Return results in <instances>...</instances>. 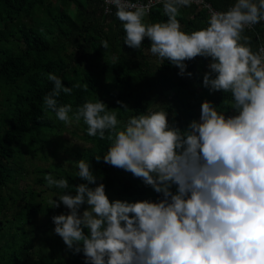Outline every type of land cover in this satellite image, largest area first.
Instances as JSON below:
<instances>
[{"label":"clouds","instance_id":"obj_1","mask_svg":"<svg viewBox=\"0 0 264 264\" xmlns=\"http://www.w3.org/2000/svg\"><path fill=\"white\" fill-rule=\"evenodd\" d=\"M157 2L167 20L145 24L152 0H105L116 8L125 45L140 49L148 38L150 54L178 68L180 77L193 76L186 61L207 59L202 87L231 99L219 107L205 99L199 119L184 129L176 113L169 122L167 105L121 121V109L133 111L119 100L117 109L98 99L75 111L71 104L58 106L56 97L71 95L73 87L49 73L46 109L65 125L83 121L88 137L110 141L96 162L131 173L160 196L155 202L110 200L90 162L68 161L83 181L73 186L75 195L66 191L67 179L44 177L48 188L65 190L49 201L50 208L68 210L52 216L54 234L73 254L82 253L84 264H264V45L253 51L243 35L264 21V0H236L192 32L183 31L177 17L181 8L203 0ZM101 45L109 47L107 41ZM118 59L112 57L113 65ZM225 105L231 114L221 110Z\"/></svg>","mask_w":264,"mask_h":264},{"label":"trees","instance_id":"obj_2","mask_svg":"<svg viewBox=\"0 0 264 264\" xmlns=\"http://www.w3.org/2000/svg\"><path fill=\"white\" fill-rule=\"evenodd\" d=\"M72 1L0 0V264H84L82 253L67 250L65 254L62 246L56 248L63 241L54 234L51 218L67 214L68 210L63 205L59 209L50 208L49 201L65 190L48 188L44 179L48 174L55 179H67L66 191L75 195L73 186L83 183L76 176V165L70 163L69 169L50 164L35 166L32 184L22 189L16 186L19 176L29 173L22 154L27 152L47 161L64 126L44 105V96L53 88L47 79L49 73L59 76L64 87H73L71 95L61 92L56 97L58 106L71 104L75 111L86 100L98 99L109 109H117L119 100L133 111L124 113L121 109L118 113L121 121L154 109V104L167 105L169 122H173L176 113L175 122L184 129L192 120L199 119L200 105L205 99L217 107L225 98L231 99L229 94H209L202 87L207 59L186 61L187 71L193 76L180 77L178 68L153 59L148 51L151 43L148 38L140 49L125 45V33L116 10L104 15L102 0H79L71 8ZM206 1L221 12L236 2ZM177 19L185 32L207 26L204 12L192 6L181 8ZM166 20L163 6H158L143 22ZM243 35L250 38L256 51L255 34L245 30ZM101 41H107L109 47L103 49ZM113 56L119 57L115 65ZM221 110L231 114L227 105ZM76 124L81 127V139L89 147L72 161L84 158L90 162L98 182L105 184L110 200L160 199L131 173L105 164L102 159L97 163L95 157L107 152L110 141L88 137L83 121ZM38 224L49 226L52 233L38 237L35 234Z\"/></svg>","mask_w":264,"mask_h":264},{"label":"rangeland","instance_id":"obj_3","mask_svg":"<svg viewBox=\"0 0 264 264\" xmlns=\"http://www.w3.org/2000/svg\"><path fill=\"white\" fill-rule=\"evenodd\" d=\"M78 1L79 0H73L71 3V8L76 7ZM153 59L157 60L156 57H153ZM60 129L61 132L57 137L58 143L55 149L50 151L51 154L47 157V161L44 162L38 158H35L29 155L27 152L22 154V159L25 161V164L27 165L26 169L30 174L26 173L25 176H19L16 183L17 188L22 189L23 187L32 184L34 178L33 168L35 166L42 167L48 166L50 164L69 169L70 162L68 161H72L76 157V154L84 152L85 149L89 147V144L81 139V127L76 124L75 120H73L70 125L64 124V126H62ZM45 224L49 225L48 223ZM24 227L25 229L28 228L27 226H22V228ZM36 233L38 237H44L49 236V234L52 232L49 229V226L47 227L45 225L38 224L35 234ZM61 246L64 248L62 252L66 254L68 249L63 242H61L58 247L56 246V248H60Z\"/></svg>","mask_w":264,"mask_h":264},{"label":"built area","instance_id":"obj_4","mask_svg":"<svg viewBox=\"0 0 264 264\" xmlns=\"http://www.w3.org/2000/svg\"><path fill=\"white\" fill-rule=\"evenodd\" d=\"M132 2L134 3H143V4H147L148 0H132ZM207 5V7L205 6ZM158 6H163L162 3L157 2V0H152V7L150 12L158 7ZM192 7L197 8L198 10L204 12V14L206 15V19L209 18L210 14L212 11H216V12H221L216 10L209 2H207L206 0H203L202 3H192L191 5ZM102 8H103V14L104 15H108L111 14L114 10H116L115 6L110 5V4H106L105 0H102ZM230 8V7H229ZM106 9H110L109 11H106ZM149 12V13H150ZM148 13V14H149ZM260 30H263L262 34L259 33ZM246 31L252 32L253 34H255L256 36V40H257V49L264 45V21H262L261 23L253 26L252 28H248L246 29Z\"/></svg>","mask_w":264,"mask_h":264}]
</instances>
